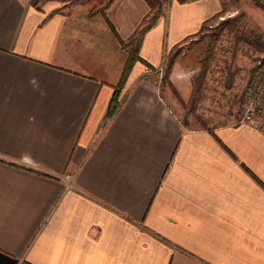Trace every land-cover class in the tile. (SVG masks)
Returning <instances> with one entry per match:
<instances>
[{
    "label": "crops",
    "instance_id": "1",
    "mask_svg": "<svg viewBox=\"0 0 264 264\" xmlns=\"http://www.w3.org/2000/svg\"><path fill=\"white\" fill-rule=\"evenodd\" d=\"M219 8L172 0L138 55L157 65ZM148 10L0 0V264H264V130L184 127L139 60L106 116ZM183 58L168 79L187 99Z\"/></svg>",
    "mask_w": 264,
    "mask_h": 264
},
{
    "label": "rangeland",
    "instance_id": "2",
    "mask_svg": "<svg viewBox=\"0 0 264 264\" xmlns=\"http://www.w3.org/2000/svg\"><path fill=\"white\" fill-rule=\"evenodd\" d=\"M164 1L160 17L172 0ZM173 51L178 52L175 60L180 62L187 56L192 70L190 78L198 79V91H194L191 82V94L187 99L181 98L183 102L174 94L184 127L239 122L245 108V87L256 77L258 61L264 55V8L250 0H220L219 11L204 21L198 33L165 50L157 65L150 67L141 61L148 67L141 77L155 79L160 91L171 88L168 77H162ZM254 115L251 124L264 130V111Z\"/></svg>",
    "mask_w": 264,
    "mask_h": 264
},
{
    "label": "trees",
    "instance_id": "3",
    "mask_svg": "<svg viewBox=\"0 0 264 264\" xmlns=\"http://www.w3.org/2000/svg\"><path fill=\"white\" fill-rule=\"evenodd\" d=\"M148 2L149 5V10L146 13V15L142 18V20L140 21L139 25L136 27V29L134 30V32L130 35V37H128V39H126L125 41L120 40V43L123 47H125L127 49V58L124 64V67L122 69L121 75H120V79L116 85V89L114 90V93L111 97L107 112H106V116H111L117 109V106L119 104L118 101V89L123 85L132 65L134 64V62L136 60H140L142 62L145 63V61L138 55V50H139V46H140V42L142 39V36L144 34V32L146 30H148L149 28H151L153 25L156 24L158 18L160 17V15L163 13L164 10V4L165 1L164 0H146ZM167 3H169V0H166ZM179 2H184V1H188V0H178ZM232 2H235L236 0H230ZM255 6L260 7V8H264V0H250ZM198 33V31H197ZM195 34V33H194ZM192 34V35H194ZM188 37H191V35H189ZM187 37V38H188ZM178 52L173 51V53L171 52V56H169L168 61H167V65L164 71V75L162 77L163 80H166L167 77L169 76L172 64L175 60V57L177 55ZM188 60V59H187ZM190 60H188L187 65L189 66ZM147 64V63H145ZM150 66V65H148ZM152 67V66H150ZM191 66H189L190 68ZM191 68H190V72H191ZM198 79L195 80V78L191 77V82L194 88V91H198V83L196 84ZM196 84V86H195ZM169 85L171 86V89L173 91V93L179 98V100L181 102H183V100L181 99V97L178 95V93L176 92V90L174 89V87L171 85V83H169ZM118 88V89H117ZM195 96V95H194ZM197 97V96H196ZM185 123V122H184ZM183 124V122H182ZM184 125V124H183ZM214 126H206L204 124V126H202V128L208 129L210 132H212Z\"/></svg>",
    "mask_w": 264,
    "mask_h": 264
},
{
    "label": "built area",
    "instance_id": "4",
    "mask_svg": "<svg viewBox=\"0 0 264 264\" xmlns=\"http://www.w3.org/2000/svg\"><path fill=\"white\" fill-rule=\"evenodd\" d=\"M258 71L255 78L251 79L245 87V108L239 122L254 123L256 111H264V55L259 59ZM22 163H27V158L21 159Z\"/></svg>",
    "mask_w": 264,
    "mask_h": 264
}]
</instances>
